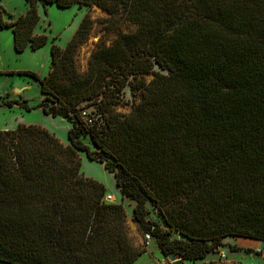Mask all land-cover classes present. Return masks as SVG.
Returning <instances> with one entry per match:
<instances>
[{"label": "trees", "instance_id": "1", "mask_svg": "<svg viewBox=\"0 0 264 264\" xmlns=\"http://www.w3.org/2000/svg\"><path fill=\"white\" fill-rule=\"evenodd\" d=\"M24 2L13 22L0 10L16 53L46 44L33 34L38 4L96 6L135 30L97 44L80 72L86 15L63 49L51 46L47 76L18 73L38 83L44 114L71 128L67 146L38 126L0 131V263L133 264L145 252L122 205L80 174L79 154L113 175L165 261L209 264L228 237L263 242L264 0Z\"/></svg>", "mask_w": 264, "mask_h": 264}, {"label": "rangeland", "instance_id": "2", "mask_svg": "<svg viewBox=\"0 0 264 264\" xmlns=\"http://www.w3.org/2000/svg\"><path fill=\"white\" fill-rule=\"evenodd\" d=\"M27 8L24 0H0L2 21L6 23L15 21L25 14ZM37 14L39 21L33 34L44 35L47 41L44 46L35 51L27 48L21 53H16L11 29H0V131L14 130L19 125L38 126L67 146L70 124L60 116L53 117L44 114L40 107L43 96L40 94L38 83L18 73L31 72L39 78L47 76L51 46L55 45L63 49L86 15L92 21V29L87 43L79 49L76 56V64L80 72L86 70L87 61L97 44L103 43L108 46L117 33H130L135 30V27L119 24L116 18H110L106 12L96 6L90 8L73 6L68 9H58L53 5L38 4ZM6 102H12V105L10 107L2 105ZM122 103L123 105L116 107L115 110L126 115L132 103L128 88L123 91ZM82 143L88 146L90 151H95L88 138H83ZM79 157L80 174L103 185L105 196H112V200L106 201L107 203L122 205L126 214L125 225L131 244L134 248L145 251L133 264L162 263L164 259L155 242L152 240L147 246L144 244L143 231L132 220V209L135 204L128 200H121L113 175L103 165L89 161L84 154H79ZM171 237L176 238L177 236L172 234ZM234 248L240 250L235 251ZM258 248L259 245L250 243L244 238H224L215 253L206 257L205 262L209 264H264V257L257 255ZM218 252L224 255V259H218ZM184 264L192 263L184 262Z\"/></svg>", "mask_w": 264, "mask_h": 264}, {"label": "built area", "instance_id": "3", "mask_svg": "<svg viewBox=\"0 0 264 264\" xmlns=\"http://www.w3.org/2000/svg\"><path fill=\"white\" fill-rule=\"evenodd\" d=\"M111 200H112V196H110V195H107V196L104 197V201H105V202H106V201H109V202H110ZM143 238H144V244L147 246V245L149 244V242L151 241V237H150L149 234H144V235H143ZM261 243L264 244V241L261 242ZM261 243H259V248H258V250L256 251L257 253H261V252H263V251H261V249H260V244H261ZM219 257H220V259H224V255H223V254H219ZM159 264H168V262L163 260V262H162V263H159Z\"/></svg>", "mask_w": 264, "mask_h": 264}, {"label": "water", "instance_id": "4", "mask_svg": "<svg viewBox=\"0 0 264 264\" xmlns=\"http://www.w3.org/2000/svg\"><path fill=\"white\" fill-rule=\"evenodd\" d=\"M260 249L261 251H264V244H260ZM262 256L264 257V252L262 254ZM166 260L170 263V264H184V262L181 259H178L175 255H169Z\"/></svg>", "mask_w": 264, "mask_h": 264}, {"label": "crops", "instance_id": "5", "mask_svg": "<svg viewBox=\"0 0 264 264\" xmlns=\"http://www.w3.org/2000/svg\"><path fill=\"white\" fill-rule=\"evenodd\" d=\"M250 243H253V244H256V245H259V243L258 242H256V241H251V240H248Z\"/></svg>", "mask_w": 264, "mask_h": 264}]
</instances>
